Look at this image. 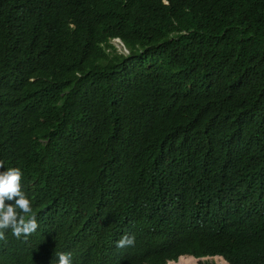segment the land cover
Segmentation results:
<instances>
[{"label": "trees", "instance_id": "obj_1", "mask_svg": "<svg viewBox=\"0 0 264 264\" xmlns=\"http://www.w3.org/2000/svg\"><path fill=\"white\" fill-rule=\"evenodd\" d=\"M0 161V264H264V0H0Z\"/></svg>", "mask_w": 264, "mask_h": 264}, {"label": "clouds", "instance_id": "obj_2", "mask_svg": "<svg viewBox=\"0 0 264 264\" xmlns=\"http://www.w3.org/2000/svg\"><path fill=\"white\" fill-rule=\"evenodd\" d=\"M0 169H4L3 161H0ZM22 177L20 168L0 171V241H7L8 230H11V235L17 240H26L39 227L32 203L22 190ZM6 200L15 201V204H6ZM135 243L134 235L125 234L116 242V248L133 247ZM55 256L58 257V264H72L71 252H55Z\"/></svg>", "mask_w": 264, "mask_h": 264}, {"label": "rangeland", "instance_id": "obj_3", "mask_svg": "<svg viewBox=\"0 0 264 264\" xmlns=\"http://www.w3.org/2000/svg\"><path fill=\"white\" fill-rule=\"evenodd\" d=\"M115 45L120 49V51L125 52L124 49L120 48L121 46L119 45V43H116L115 42ZM183 258H185V259H191L190 256H185ZM215 260H216L217 264H225L221 260H219L218 258H215ZM181 261H182V258L179 260V262H176V263L175 262H172V263H169V264H181ZM192 264H198V262H196V263H193L192 262Z\"/></svg>", "mask_w": 264, "mask_h": 264}, {"label": "water", "instance_id": "obj_4", "mask_svg": "<svg viewBox=\"0 0 264 264\" xmlns=\"http://www.w3.org/2000/svg\"><path fill=\"white\" fill-rule=\"evenodd\" d=\"M183 257H185V256H183ZM182 257V258H183ZM190 257H192V258H194L195 260H196V262H200V261H202V260H205V259H207V258H197V257H194V256H190ZM215 258H218L219 260H221L223 263H225V264H229L226 260H225V258L224 257H222V256H217V257H215ZM179 262V261H178ZM176 263V262H175Z\"/></svg>", "mask_w": 264, "mask_h": 264}, {"label": "built area", "instance_id": "obj_5", "mask_svg": "<svg viewBox=\"0 0 264 264\" xmlns=\"http://www.w3.org/2000/svg\"><path fill=\"white\" fill-rule=\"evenodd\" d=\"M115 42H116V43H119V45L121 46L120 48L124 49V51H125L124 53H125V54L128 53L127 50H125V46H124V44H123L120 40H116Z\"/></svg>", "mask_w": 264, "mask_h": 264}, {"label": "bare ground", "instance_id": "obj_6", "mask_svg": "<svg viewBox=\"0 0 264 264\" xmlns=\"http://www.w3.org/2000/svg\"><path fill=\"white\" fill-rule=\"evenodd\" d=\"M185 260V258H182V261H181V263L183 262ZM189 260V259H188ZM194 262H196V261H194Z\"/></svg>", "mask_w": 264, "mask_h": 264}]
</instances>
